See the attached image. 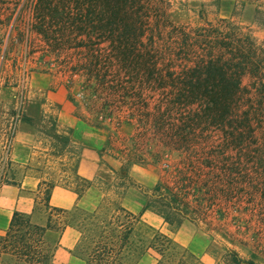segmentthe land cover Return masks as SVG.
Returning a JSON list of instances; mask_svg holds the SVG:
<instances>
[{"label":"trees","instance_id":"obj_1","mask_svg":"<svg viewBox=\"0 0 264 264\" xmlns=\"http://www.w3.org/2000/svg\"><path fill=\"white\" fill-rule=\"evenodd\" d=\"M237 1L264 6V0ZM18 5L20 15L28 13L27 30L69 73V86L74 77L83 78L81 101L92 105L100 120L112 118L130 101L137 104L143 91H157L164 96L157 109L165 108L153 117L151 127L164 150L186 152L194 147L202 152L204 167L225 176L238 172V167L223 161L227 152L241 161L237 166L243 173L246 163L264 168V127L257 129L264 121V41L251 30H243L231 18L212 23L200 17L204 25L193 28L176 25L167 0H25ZM262 15L257 8L254 23H263ZM246 76L256 92L253 97L243 84ZM140 104L147 106L144 100ZM179 109L187 110L189 118L178 126L167 123L164 113ZM209 130L216 131L219 142L207 147L203 135ZM195 175L187 186L158 182L139 213L108 199L87 210L78 204L71 210L49 209L46 190L45 226L14 212L0 235V262L8 257L14 264H53L58 239L50 244L45 235L55 228L53 221L61 219L58 235L67 227L76 230L74 253L83 264H134L139 242L134 234L142 212L150 210L177 228L190 213L206 215L203 210L213 199L207 197L203 203L197 192L203 188L223 192L215 182H201ZM204 224L209 229L210 224ZM150 248L157 256L155 264H185L176 259L174 245L165 235H155ZM219 264L256 263L228 249Z\"/></svg>","mask_w":264,"mask_h":264},{"label":"rangeland","instance_id":"obj_2","mask_svg":"<svg viewBox=\"0 0 264 264\" xmlns=\"http://www.w3.org/2000/svg\"><path fill=\"white\" fill-rule=\"evenodd\" d=\"M167 1L170 3L171 20L176 25L193 28L204 25V20L200 17H205L212 23L221 18H231L243 30H251L257 39L264 38V22L256 24L253 21L257 8L264 15V6L241 5L237 0ZM24 2L25 0H0V133L6 119L13 113L14 97L23 90L24 71L29 76L34 70L50 69L52 73L63 71L57 64L56 56L47 51L46 45L35 33L27 30L28 13L20 15L18 5ZM21 19L24 24L19 23ZM249 83L246 76L243 84L248 86L247 95L253 97L256 92ZM75 97L81 100L78 92ZM163 98L157 91L145 90L142 100L146 101L147 106H139L142 100H138L135 106L133 103L136 102L130 101L108 121L111 137L107 150L110 155L118 158L116 179L112 182L101 180L92 203L83 199L78 203L79 207L83 210L91 209L104 204L108 199L117 200L126 209L139 213L146 195L158 182L167 181L168 185H178L177 187L187 186L188 179H192L196 173L199 177L195 175L194 179L208 181L210 185L215 182L217 187L224 189L223 192H206L205 188L197 192V197L203 203V199L207 197L213 199L210 206L203 210L206 215L196 216L190 213L189 219H183L177 228H172L150 210L142 212L134 234V240H139L134 264H155L157 256L150 246L157 234L165 235L172 241L176 259H182L185 264H219L228 249L256 264H264V168H250L251 163H246V173H243L240 170L242 167L237 166L241 161L234 153L227 152L223 161L238 167V172L233 176H225L204 167L201 164L202 152L194 147L186 152L164 150L159 135L151 127L153 117L161 114L165 108L162 105L157 109L158 102ZM164 115L167 123L177 126L189 118V112L182 109L166 112ZM261 125L264 127V121L257 129H261ZM203 138L207 141V147L219 142L216 131L209 130ZM16 170L8 160H0V182H13ZM225 179L234 185L230 187L223 184ZM193 194L194 190L191 189L190 195ZM36 208L42 210L41 205ZM108 208L110 210L111 206ZM79 213L76 215L79 216ZM53 222L55 228L45 235L50 244L57 239L59 242L60 238L58 227L61 219ZM205 222L210 224L209 229ZM77 237L78 233L75 231L74 238ZM69 253L68 262L64 254V257L56 256L53 264H83L81 258L74 253V247ZM0 264H14V261L5 257Z\"/></svg>","mask_w":264,"mask_h":264},{"label":"crops","instance_id":"obj_3","mask_svg":"<svg viewBox=\"0 0 264 264\" xmlns=\"http://www.w3.org/2000/svg\"><path fill=\"white\" fill-rule=\"evenodd\" d=\"M68 75L65 70L32 71L24 114L8 149L2 148L0 137V160H8L17 169L13 182H0V235L14 212L45 226L49 209L70 210L83 199L92 203L100 181L116 179L118 158L107 150L111 118L100 120L92 105L77 100L83 78L74 77L69 86ZM46 190L48 210L44 206ZM75 231L71 227L63 230L54 258L66 254L68 262L77 239Z\"/></svg>","mask_w":264,"mask_h":264},{"label":"built area","instance_id":"obj_4","mask_svg":"<svg viewBox=\"0 0 264 264\" xmlns=\"http://www.w3.org/2000/svg\"><path fill=\"white\" fill-rule=\"evenodd\" d=\"M29 73L24 71L22 74V86L23 90L19 91L15 98V104L13 113L6 119V124L3 127V131L0 135L2 148L8 149L15 136L17 125L20 122L26 105L25 93L28 89Z\"/></svg>","mask_w":264,"mask_h":264}]
</instances>
